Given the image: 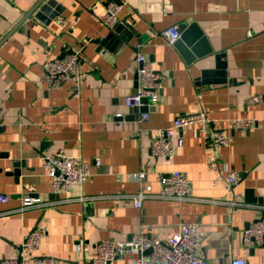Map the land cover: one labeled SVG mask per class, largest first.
I'll list each match as a JSON object with an SVG mask.
<instances>
[{"label": "crops", "instance_id": "crops-1", "mask_svg": "<svg viewBox=\"0 0 264 264\" xmlns=\"http://www.w3.org/2000/svg\"><path fill=\"white\" fill-rule=\"evenodd\" d=\"M56 1L60 16L43 23L28 17L36 0H0V196L9 197L0 201V261L85 264L101 241L167 239L181 224H195L198 254L209 264L231 258L264 264V242L248 247L242 238L264 210V0ZM109 2L121 6L123 29L113 50L100 53L92 40L107 34L102 18ZM191 22L214 51L225 53L224 72L235 82L197 85L195 79L214 69V61L187 66L160 36ZM127 25L135 28L128 39ZM69 49L85 56L81 80L50 89L41 80L42 65ZM140 54L163 76L159 101L145 111L146 122L125 103L137 91ZM255 96L261 100L251 102ZM198 112L228 134L227 146L214 150L201 128L191 125L179 132L184 143L173 157L151 155L158 130ZM243 121L249 126L236 127ZM48 154L81 159L90 178L74 185L68 197L55 194L43 166ZM173 171L188 176L191 200L147 197L135 206L131 196L141 182L157 195L161 176ZM231 171L241 176L234 189L227 184ZM139 173L145 174L143 181L133 178ZM234 193L241 195L242 206L229 204ZM25 198L42 206L20 210ZM36 229L45 235L31 257L22 245Z\"/></svg>", "mask_w": 264, "mask_h": 264}, {"label": "built area", "instance_id": "built-area-1", "mask_svg": "<svg viewBox=\"0 0 264 264\" xmlns=\"http://www.w3.org/2000/svg\"><path fill=\"white\" fill-rule=\"evenodd\" d=\"M121 6L116 2H109L106 14L102 23L106 27H112L118 21ZM165 42L172 46L180 37V31L173 27L160 33ZM85 61V56L80 50L69 49L63 57L46 60L42 65L41 80L50 89H56L65 83L78 84L81 80L80 66ZM137 91L126 98V105L133 107H153L159 101L160 93L163 90V76L155 69L154 63L145 55L137 56ZM144 99L148 100L145 105ZM260 96L250 99L251 102H258ZM149 113L143 112L141 120L148 121ZM249 121L237 122L236 127L246 128ZM191 125H198L203 131L205 138L214 150H219L229 144L228 134L211 125L210 120L204 112L186 114L174 119L172 125L160 129L155 133L151 141V155L153 157H173L177 149L183 147V138L179 132ZM43 166L52 179V188L55 194L68 197L74 185L84 184L91 176L88 164L77 157L48 154L42 157ZM98 164V161H96ZM133 178L143 181L144 173L134 175ZM241 176L237 171H231L227 176V184L235 188L240 182ZM140 190L131 198L137 208H140L142 201L147 197L161 199L191 200V181L188 176L173 171L162 175L160 178L161 191L157 195H150L151 187L141 182ZM79 200L88 201L87 198ZM1 202H8L9 197L0 196ZM232 206H242L241 195L234 193L229 203ZM42 204L38 200L25 198L21 202L20 210L39 207ZM44 229H36L26 235L22 249L32 257L34 251L41 245L44 238ZM243 243L250 247L264 242V210L261 217L243 231ZM199 240L198 229L195 224H181L179 230L167 239L157 237H146L139 235L130 241L104 240L94 248V254L88 257L85 264H110L117 259L133 257L131 264H209L206 259L198 254ZM89 251L88 246L83 247V253ZM51 259L32 258L33 264H50ZM0 264H18L16 260H3ZM224 264H251L244 258H231Z\"/></svg>", "mask_w": 264, "mask_h": 264}, {"label": "water", "instance_id": "water-1", "mask_svg": "<svg viewBox=\"0 0 264 264\" xmlns=\"http://www.w3.org/2000/svg\"><path fill=\"white\" fill-rule=\"evenodd\" d=\"M55 8V10H53ZM61 7L57 5L56 0H36L34 7L31 9L28 17L34 16L36 19L43 23H47L50 19H57L60 16ZM122 23H125L123 20ZM128 31L123 32L127 39L132 37L135 28L132 25H127ZM107 34L103 38L93 39L92 42L99 45V52H105V49L113 50L111 43L117 38L116 36L121 33L123 26L120 22H116L112 27H106ZM181 37L172 45L175 51L183 58L187 66L193 65L198 60L211 59L214 61V69L203 70L201 75L195 79L197 85L206 83H233L227 78L224 70L226 69L225 53L214 51L203 31L197 26L196 23L191 22L188 25H182L179 29ZM126 41V40H125ZM119 42V41H118ZM117 44V43H116ZM122 46V45H121ZM119 50V49H118ZM118 50L114 51L117 52ZM65 53H63L64 56ZM62 56V57H63ZM208 77H215L210 79ZM145 105L148 100L144 99ZM133 111L138 114L145 112L150 107H133ZM18 166V165H17ZM18 173V171H17Z\"/></svg>", "mask_w": 264, "mask_h": 264}]
</instances>
